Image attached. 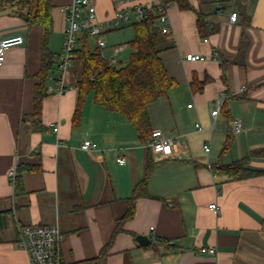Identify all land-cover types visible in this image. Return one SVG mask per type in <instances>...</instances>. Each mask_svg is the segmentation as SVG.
Here are the masks:
<instances>
[{"label":"crops","instance_id":"1","mask_svg":"<svg viewBox=\"0 0 264 264\" xmlns=\"http://www.w3.org/2000/svg\"><path fill=\"white\" fill-rule=\"evenodd\" d=\"M92 1L99 21L133 5L159 4V0ZM72 2L52 0L49 49L57 55L67 29L63 8ZM190 2L219 30L202 39L196 12L180 11L174 4L167 10L176 47L162 58L177 85L149 105L148 114L152 131L174 138L170 157L141 143L131 123L96 105L93 94L85 101L80 125L73 127L82 70L77 59L67 73L70 89L63 95L48 94L41 124L36 125L34 75L42 65L41 29L14 14L16 6L0 7V41L16 35L24 38L23 45L6 53L0 67V264H31L17 245L18 226L55 224L63 235V264H264V174L233 180L211 169L264 148V0ZM233 12L238 14L236 23L230 21ZM130 27L103 34L108 45L104 57L113 55L114 46L125 47L116 65L129 61L134 38ZM120 32L125 34L121 39ZM190 53L206 61L188 62ZM223 60L230 62L226 82ZM53 76L55 69L47 87ZM205 79L210 81L202 84ZM218 106L222 110L213 117ZM237 119L243 128L235 134ZM51 123H59L57 134ZM86 140L97 149L83 150ZM227 140L230 148L223 153ZM119 158L126 160L124 165ZM249 167L264 172V158H252ZM18 168L26 193L19 197L10 176ZM145 178L149 197L137 200L134 218L113 239L128 200ZM212 203L219 205V214L209 209ZM138 236L147 237L150 244L140 245ZM209 247L217 253H200Z\"/></svg>","mask_w":264,"mask_h":264},{"label":"trees","instance_id":"2","mask_svg":"<svg viewBox=\"0 0 264 264\" xmlns=\"http://www.w3.org/2000/svg\"><path fill=\"white\" fill-rule=\"evenodd\" d=\"M159 3L174 4L180 11L196 12L198 33L202 39H207L219 30L218 26L205 21L204 14L200 10H195L190 0H159ZM5 5L16 6L18 10L14 11V14L23 18L30 26H39L41 29L42 65L34 75L38 82L34 88L32 114L34 123L40 125L43 100L48 96L49 74L56 68L59 59V55L52 53L49 49V41L53 33V3L52 0H0V7ZM155 23L156 17L149 13L142 22L131 25L134 30V38L129 43L132 52L128 63L123 65H111L100 49L90 47L88 34L81 35L79 46L75 51L77 60L82 62V70L76 84L77 101L72 119L73 127L80 125L85 101L90 94H93L96 105L104 107L110 113L123 116L136 130L138 140L143 144H150L152 130L148 106L165 97L177 85L176 81L169 76L162 58L164 53L175 49V42L170 32H165ZM229 65V61H222V77L225 82V71ZM209 81L205 79L202 84ZM192 87L194 90L199 88L196 80L193 81ZM229 148L230 140H227L223 153ZM254 157L264 158V148L253 151L231 164L212 165L211 169L215 174L227 176L233 180L261 176L264 172L249 167ZM21 170L17 169L14 181L17 197L26 194L21 180ZM142 197H149L147 178L139 183L128 200V210L119 221L113 239L116 233L123 230L124 223L134 218L136 202Z\"/></svg>","mask_w":264,"mask_h":264},{"label":"built area","instance_id":"3","mask_svg":"<svg viewBox=\"0 0 264 264\" xmlns=\"http://www.w3.org/2000/svg\"><path fill=\"white\" fill-rule=\"evenodd\" d=\"M169 4H161L154 7H145L142 5H133L116 11L112 17L105 21H99L97 17L96 7L92 0H73V2L63 8L66 17L67 29L63 48L59 55L57 66L55 68V76L51 77L50 84L47 87L48 94H65L70 88L67 84V73L72 68L74 61L77 59L75 51L79 46V39L83 33H87L89 39H93L95 45L103 53L108 48V45L103 39V34L108 31H115L127 25L142 22L151 13L156 17L155 25L160 26L165 32H169L170 28L167 25V10ZM238 14L231 13L230 21L236 23ZM24 44V38L16 35L4 38L0 41V67L5 62L6 53L15 47ZM112 56L105 57L111 65L115 64L116 57L125 49L123 45L114 46ZM186 61L188 62H204L206 58L199 54H187ZM192 105H189L191 107ZM221 111V107L212 111V116L216 117ZM198 129L202 127L196 125ZM50 127L54 133L59 132V123H51ZM243 128L242 121L237 119L233 124V132L240 133ZM154 153L161 154L164 157L173 155L175 140L172 137L166 136L161 130L152 131V141L149 144ZM81 148L85 151L97 149V144L86 140L82 143ZM206 153L210 152L209 145L204 146ZM118 163L124 165L126 160L119 158ZM16 169L10 173L13 182L16 177ZM209 209L216 214L220 213V207L216 203L209 205ZM19 248L24 249L29 255L31 264H63L61 258V243L63 235L59 225H31L22 226L17 229ZM201 254L215 255V248H201Z\"/></svg>","mask_w":264,"mask_h":264},{"label":"water","instance_id":"4","mask_svg":"<svg viewBox=\"0 0 264 264\" xmlns=\"http://www.w3.org/2000/svg\"><path fill=\"white\" fill-rule=\"evenodd\" d=\"M137 240H138L139 244L142 245V246H146V245L150 244V241L145 236H138Z\"/></svg>","mask_w":264,"mask_h":264},{"label":"rangeland","instance_id":"5","mask_svg":"<svg viewBox=\"0 0 264 264\" xmlns=\"http://www.w3.org/2000/svg\"><path fill=\"white\" fill-rule=\"evenodd\" d=\"M18 9V8H17ZM131 29H133V27H130ZM129 29V28H128ZM128 31H130V30H128ZM124 32H120V33H118L117 34V37L119 38V39H121L125 34H123ZM89 45H90V47L92 48V49H94L95 48V42H94V40L93 39H91L90 40V43H89ZM129 52V51H128ZM127 52V53H128Z\"/></svg>","mask_w":264,"mask_h":264}]
</instances>
